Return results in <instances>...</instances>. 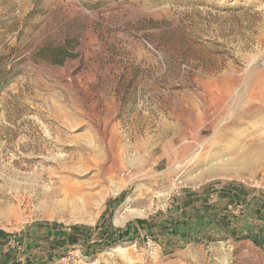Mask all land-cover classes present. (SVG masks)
<instances>
[{
    "label": "rangeland",
    "instance_id": "1",
    "mask_svg": "<svg viewBox=\"0 0 264 264\" xmlns=\"http://www.w3.org/2000/svg\"><path fill=\"white\" fill-rule=\"evenodd\" d=\"M263 106L264 0H0V264H264L158 217L232 182L250 210Z\"/></svg>",
    "mask_w": 264,
    "mask_h": 264
},
{
    "label": "trees",
    "instance_id": "2",
    "mask_svg": "<svg viewBox=\"0 0 264 264\" xmlns=\"http://www.w3.org/2000/svg\"><path fill=\"white\" fill-rule=\"evenodd\" d=\"M249 187L243 183L232 182L222 189L212 191L216 194V199L212 197L209 189H203L197 192H187L176 213L169 210L166 214H159L161 219L172 215V218L166 219L163 229L166 235L176 240L178 243L189 242H212L224 239L226 234L234 238H246L251 240L256 246L264 251V230L258 232L256 229H249L245 234L239 232L237 225L245 222L249 214H252L264 220V193L259 191L256 198H253L254 204L250 210H246L245 200ZM179 199L176 200L175 205ZM179 205V204H177ZM241 205L242 211L235 214V211ZM245 219V220H244ZM86 230V228H83ZM153 227H151V230ZM129 229L125 232L116 234L114 241H121L127 238ZM12 254L6 253L3 257L5 263L14 264L15 260Z\"/></svg>",
    "mask_w": 264,
    "mask_h": 264
},
{
    "label": "bare ground",
    "instance_id": "3",
    "mask_svg": "<svg viewBox=\"0 0 264 264\" xmlns=\"http://www.w3.org/2000/svg\"><path fill=\"white\" fill-rule=\"evenodd\" d=\"M263 109H264V106H263ZM256 138H258V139H256ZM256 138H254V140L252 141V143L249 147L251 149V152L248 155L243 156L241 158H235L234 157V160H236L238 162H242V164H249V163L255 161V158H256V161H260V162L262 160H264V131H262L261 134L256 136ZM83 195L85 197L87 206H91L93 201H96L100 198V195L96 194L94 192L93 193H84Z\"/></svg>",
    "mask_w": 264,
    "mask_h": 264
},
{
    "label": "built area",
    "instance_id": "4",
    "mask_svg": "<svg viewBox=\"0 0 264 264\" xmlns=\"http://www.w3.org/2000/svg\"><path fill=\"white\" fill-rule=\"evenodd\" d=\"M182 182L178 179H175L173 182V188L171 190V192L168 195V200H172L175 197H180L182 195L180 189L182 188ZM162 210H164L162 208Z\"/></svg>",
    "mask_w": 264,
    "mask_h": 264
}]
</instances>
